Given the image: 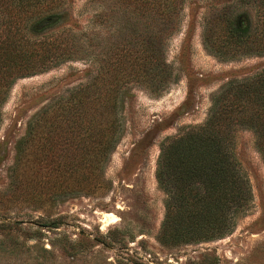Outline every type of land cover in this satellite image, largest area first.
<instances>
[{
    "label": "rangeland",
    "instance_id": "rangeland-1",
    "mask_svg": "<svg viewBox=\"0 0 264 264\" xmlns=\"http://www.w3.org/2000/svg\"><path fill=\"white\" fill-rule=\"evenodd\" d=\"M63 3L62 10L85 29L105 21L96 27L109 35L111 23L116 22V80L125 81L120 43L141 35L143 29L124 11L122 0ZM256 5L255 0L187 1L178 30L168 40L158 39L155 54L172 66L177 80L169 84L170 78L159 65L147 72L143 68L148 76L145 82L127 85L124 136L106 168L108 188L98 195L40 205L33 194L21 190L14 194L7 177L14 162V142L24 134L31 117L79 116V111L61 109L71 92L86 82L83 74L91 72L93 65L69 62L14 83L0 115V264H264V163L250 131L238 128L234 144L253 199L223 239L160 244L157 235L164 196L155 181L161 142L201 124L211 96L228 78L264 69V55L257 56L264 30ZM228 7L237 8L239 26L250 30L252 50H217V43L224 39L217 13ZM106 214H112L115 221H103Z\"/></svg>",
    "mask_w": 264,
    "mask_h": 264
},
{
    "label": "trees",
    "instance_id": "trees-1",
    "mask_svg": "<svg viewBox=\"0 0 264 264\" xmlns=\"http://www.w3.org/2000/svg\"><path fill=\"white\" fill-rule=\"evenodd\" d=\"M63 1L0 0V115L17 80L69 62L93 65L83 74L86 82L71 92L61 109L79 111V116L35 115L14 142V162L7 169L10 190L33 194L40 205L90 197L108 188L106 168L125 132L126 87L145 82L143 68L147 72L150 66H163L169 84L177 80L172 66L155 54L160 40L178 30L188 0H122L124 11L143 30L120 43L126 76L121 83L116 80V22L106 20L113 22L109 35L96 27L105 21L85 29L62 10ZM255 2L264 30V0ZM236 10L228 7L217 13L224 39L216 48L222 53L252 50L250 30L239 26ZM261 40L257 56L264 55V36ZM238 128L253 134L264 163V69L228 78L211 96L201 124L161 142L155 168L164 196L160 244L223 239L250 209L252 187L235 152Z\"/></svg>",
    "mask_w": 264,
    "mask_h": 264
},
{
    "label": "bare ground",
    "instance_id": "bare-ground-1",
    "mask_svg": "<svg viewBox=\"0 0 264 264\" xmlns=\"http://www.w3.org/2000/svg\"><path fill=\"white\" fill-rule=\"evenodd\" d=\"M111 220L112 222L115 221V217L112 215V214H106L104 217H103V221H107V220Z\"/></svg>",
    "mask_w": 264,
    "mask_h": 264
}]
</instances>
